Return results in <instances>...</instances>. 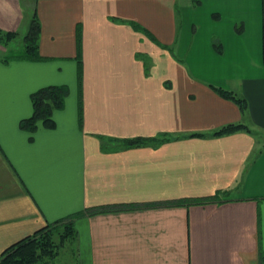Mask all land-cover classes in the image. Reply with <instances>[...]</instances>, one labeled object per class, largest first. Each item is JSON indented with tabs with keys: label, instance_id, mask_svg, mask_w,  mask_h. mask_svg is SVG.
Masks as SVG:
<instances>
[{
	"label": "crops",
	"instance_id": "0c3cea01",
	"mask_svg": "<svg viewBox=\"0 0 264 264\" xmlns=\"http://www.w3.org/2000/svg\"><path fill=\"white\" fill-rule=\"evenodd\" d=\"M34 13L40 59L0 61V253L74 215L88 264H264V0H0V29ZM51 85L75 102L21 129Z\"/></svg>",
	"mask_w": 264,
	"mask_h": 264
},
{
	"label": "trees",
	"instance_id": "16d2710c",
	"mask_svg": "<svg viewBox=\"0 0 264 264\" xmlns=\"http://www.w3.org/2000/svg\"><path fill=\"white\" fill-rule=\"evenodd\" d=\"M133 26L137 29L140 27L136 24ZM40 32V22L34 13L30 19L28 29L23 39V51L17 56L8 58L9 56H0V61L9 62L10 60H38L40 59L38 52V38ZM16 31H4L0 29V44L6 45L17 36ZM79 62V60H78ZM79 84V80H78ZM221 97L235 102L241 110H244L246 103L244 99L238 97L234 92L212 87ZM68 94L66 85H51L39 88L31 93L30 101L32 105V114L28 118H24L19 122V127L30 133H33L38 124L45 128H53L55 122L53 119V111L63 108L65 98ZM80 103V99H79ZM79 114V121H80ZM248 131L250 129L241 123L226 124L210 134L207 133H191L188 136H220L236 131ZM169 140L166 135H159L153 138L133 137L126 139H108L113 146L108 150L116 151L123 148H131L137 146H145L148 144H160ZM107 150V149H106ZM226 191L217 192L213 196L202 198H189L176 201V205H196L211 202H220ZM130 205H108L101 207H88L78 214L91 215L97 213L115 212L128 209ZM77 231L74 226V215L62 217L54 222L46 224L37 229L15 243L6 247L0 253V264H48L54 260L60 252V249L67 242L76 243Z\"/></svg>",
	"mask_w": 264,
	"mask_h": 264
},
{
	"label": "rangeland",
	"instance_id": "374dc122",
	"mask_svg": "<svg viewBox=\"0 0 264 264\" xmlns=\"http://www.w3.org/2000/svg\"><path fill=\"white\" fill-rule=\"evenodd\" d=\"M29 18L30 17H26L22 27L17 32V36L12 41L7 43L6 45L0 44V48L2 46L4 47V50L0 49V56H9L8 58H11L19 55L21 51H23V39L28 29ZM219 27L222 26L219 25ZM73 93L74 92L72 88L71 94L66 96L65 98L67 105H69L71 99L75 102L76 95ZM77 246V242H67L66 245L60 249L59 255L54 260L50 261L48 264H88L81 260L82 254L81 256L79 255L80 250L77 249Z\"/></svg>",
	"mask_w": 264,
	"mask_h": 264
}]
</instances>
